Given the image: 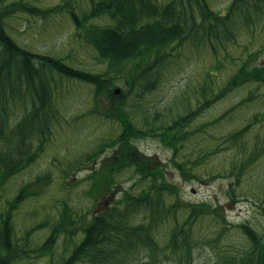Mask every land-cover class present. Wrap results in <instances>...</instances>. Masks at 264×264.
<instances>
[{
  "label": "trees",
  "instance_id": "1",
  "mask_svg": "<svg viewBox=\"0 0 264 264\" xmlns=\"http://www.w3.org/2000/svg\"><path fill=\"white\" fill-rule=\"evenodd\" d=\"M18 1L21 3L0 0V191L14 175L37 161L65 118L54 104L61 81L57 76L92 85L95 100L108 90L111 106L109 103L101 115L119 122L121 131L111 140L102 141L84 158L72 159L70 167L61 169L63 175H69L89 161L97 162L86 179L92 181L91 188L98 193L110 196L99 202L100 208L82 213L63 199L62 208L52 222L53 217H49L18 236L16 212L28 200L39 198L51 177L38 176L9 191L4 201L0 195V264H23L30 259L34 247L30 234L49 224L50 233L34 249L38 256L52 255L49 264H165V259L171 258L179 264H193V248L202 241L200 229L204 221L209 218L217 226L228 228L226 205L185 201L181 187L169 175L170 163L157 155L143 153L134 141L146 136L160 138L172 149L171 162L186 180L203 178L202 167L207 157L224 148L235 150L231 165L216 173L235 179L229 190L235 199V186H240L252 164L264 153V139L252 134L253 123L218 136L198 125L195 119L202 110L245 85L256 88H251L216 123L246 101L264 98V61L252 63L254 55L250 54L247 60L241 59L237 70L220 85H213L214 70L206 71L198 87L202 93L195 108L166 124L149 123L141 127L123 106L127 93L123 90L117 95L113 90L116 82L111 76L76 68L61 57L32 51L17 42L6 27V17L18 10L50 11ZM91 1L90 8L81 16L74 7L70 14L76 25L83 27L87 41L100 58L118 67L119 77L131 85L135 80L142 81L140 97L162 83L163 63L173 54L176 43L192 40L213 50L219 42L215 40H234L243 28L251 29L264 18V0H232L226 14L215 10L208 0ZM99 17H106L108 23L94 22ZM121 64L133 70L126 73ZM257 89L261 91L255 96ZM20 107L23 112H19ZM201 130L209 137V143L202 147ZM126 170L135 177V187L140 188L136 191L125 188L119 198L107 204L118 190L117 175ZM207 174L215 176L214 172ZM261 208L264 214V206ZM238 227L249 246H227L214 264H264V233L248 222ZM217 233L221 236L223 231ZM59 238L69 239L74 245L68 256L55 260L53 248ZM208 243L215 247L214 243Z\"/></svg>",
  "mask_w": 264,
  "mask_h": 264
},
{
  "label": "rangeland",
  "instance_id": "2",
  "mask_svg": "<svg viewBox=\"0 0 264 264\" xmlns=\"http://www.w3.org/2000/svg\"><path fill=\"white\" fill-rule=\"evenodd\" d=\"M14 1L19 2L18 0ZM21 1L41 10L50 11L33 13L18 10L6 17V27L17 42L32 51L61 57L76 68L106 73L111 76L116 82L113 90L117 95H120L123 90L127 93L123 106L125 105L136 124L141 127H147L149 123L153 125L166 124L195 108L198 104L197 98L202 93L198 87H201L206 71L214 70L216 74L212 75L213 85L218 83L220 85L237 70L242 63L241 59L247 60L251 56L250 54L254 55L252 63L264 61L263 18L262 21L253 24L251 29L243 28L234 40L228 41L224 40L225 38L221 42L215 40L219 42H216V49L213 50L192 40L184 41L179 45L176 43L177 46L173 54L163 63L162 83L156 90L140 97L138 90H142L140 84L142 81L135 80V83L131 85L124 78L119 77L116 69L118 67L112 66L107 60L100 58L93 45L87 41L83 27L79 28L70 14L71 7H74L81 16L83 11L90 8L91 0ZM158 1L164 3L169 0ZM208 1L215 10L226 14L232 0ZM94 22L108 23L106 17H99ZM122 68L126 73L133 70L129 65H122ZM57 78L61 81H59V89L55 94L54 104H57L58 109L65 115L61 126L56 128L45 151L37 161L24 171L14 175L6 183L5 189L0 191L1 199L4 201L6 197H9V191H14L22 185L34 181L38 176L50 175L51 177V182L46 185L44 193L39 198L28 200L16 212V233L18 236H23L28 229L39 225L41 221L49 217H53L50 221L52 222L62 208L63 199L85 213L88 209L100 208V201L110 197L109 194L101 195L97 190L91 188L92 181L86 179L89 172L98 165L97 162L89 161L83 164L82 169L74 168L69 175H63L61 170L63 167H70L72 159L84 158L87 152L95 149L102 141L111 140L121 131L119 122L101 115L107 110L110 103L108 90L95 100L92 85L59 76ZM253 87L256 88V85H245L234 89L224 98L202 110L195 122L208 130L209 133L218 136L223 132L233 131L253 123L252 134L264 139L263 97L246 101L234 108L225 116V119L217 123L215 121L245 98ZM259 91L261 89H257L253 94L257 96ZM96 106L97 110L94 109ZM19 112H23L21 107ZM200 134L202 147L209 143V137H205L204 130H201ZM134 142L143 153L157 155L160 159L170 163L169 175L181 187V196L185 201H209L226 205L225 211L228 218L226 226L228 228L217 226V223L209 218L204 221L200 229L202 241L193 248V264H214L222 257L224 248L229 245H234L236 248L248 247L249 242L238 227L240 223L248 222L256 230L264 233V214L261 208L264 206V153L255 164H252L246 179L244 178L245 180L240 186H235L237 194L233 199L229 190L235 179L219 177L216 176V173L218 169L222 170L231 165L235 158V150L224 148L207 157L202 167L203 178L186 180L171 162L172 149L165 146L160 138L146 136ZM208 172H214L215 176H209ZM45 182L46 180H44V185ZM116 183L119 184L118 190H115L111 195L107 204L119 198L125 188L135 191L140 188V185L135 187V177L127 170L117 175ZM51 228L49 224L37 228L30 234L34 246L31 248L32 257L26 259L23 264H49L52 255L38 256L34 249L43 242ZM219 230L223 231L221 236L217 233ZM68 240L59 238L55 244L53 248L55 260H61L72 251L74 243L72 244V241ZM208 242L214 243L215 247ZM165 264L179 263L171 258L170 260L165 259Z\"/></svg>",
  "mask_w": 264,
  "mask_h": 264
}]
</instances>
